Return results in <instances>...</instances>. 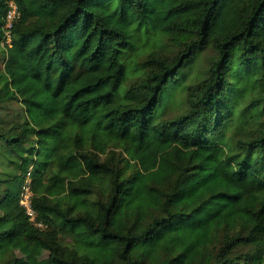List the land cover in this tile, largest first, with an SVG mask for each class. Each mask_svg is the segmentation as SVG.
Wrapping results in <instances>:
<instances>
[{
	"label": "trees",
	"instance_id": "trees-1",
	"mask_svg": "<svg viewBox=\"0 0 264 264\" xmlns=\"http://www.w3.org/2000/svg\"><path fill=\"white\" fill-rule=\"evenodd\" d=\"M16 240L264 264V0H0V264Z\"/></svg>",
	"mask_w": 264,
	"mask_h": 264
},
{
	"label": "rangeland",
	"instance_id": "rangeland-1",
	"mask_svg": "<svg viewBox=\"0 0 264 264\" xmlns=\"http://www.w3.org/2000/svg\"><path fill=\"white\" fill-rule=\"evenodd\" d=\"M212 57L213 54L211 51L204 53L203 65H206L207 68L212 61ZM174 113L175 112L169 113L167 117H172ZM101 158L102 160L105 159L104 156H101ZM13 251L16 256V262L14 264H50L48 262L47 251L41 249L37 244L28 246L25 243L16 240L13 244Z\"/></svg>",
	"mask_w": 264,
	"mask_h": 264
},
{
	"label": "built area",
	"instance_id": "built-area-1",
	"mask_svg": "<svg viewBox=\"0 0 264 264\" xmlns=\"http://www.w3.org/2000/svg\"><path fill=\"white\" fill-rule=\"evenodd\" d=\"M18 16L17 6L13 1L8 3L6 12L7 27L9 28L12 21ZM32 192H31V175L30 172L26 173L24 178L21 193L19 196V204L24 208L29 220L37 227H43V224L37 220V214L32 207Z\"/></svg>",
	"mask_w": 264,
	"mask_h": 264
}]
</instances>
